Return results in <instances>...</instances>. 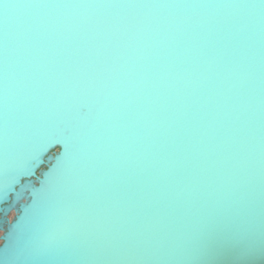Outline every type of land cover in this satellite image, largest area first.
<instances>
[{
	"label": "water",
	"instance_id": "95a60500",
	"mask_svg": "<svg viewBox=\"0 0 264 264\" xmlns=\"http://www.w3.org/2000/svg\"><path fill=\"white\" fill-rule=\"evenodd\" d=\"M0 232V264H264V0H0Z\"/></svg>",
	"mask_w": 264,
	"mask_h": 264
},
{
	"label": "flooded vegetation",
	"instance_id": "af4514ba",
	"mask_svg": "<svg viewBox=\"0 0 264 264\" xmlns=\"http://www.w3.org/2000/svg\"><path fill=\"white\" fill-rule=\"evenodd\" d=\"M15 217V213L14 212H12L11 214H10V218L11 219H13ZM3 234V232H0V236ZM2 244V241L0 240V245Z\"/></svg>",
	"mask_w": 264,
	"mask_h": 264
},
{
	"label": "trees",
	"instance_id": "16d2710c",
	"mask_svg": "<svg viewBox=\"0 0 264 264\" xmlns=\"http://www.w3.org/2000/svg\"><path fill=\"white\" fill-rule=\"evenodd\" d=\"M56 151H59V148H57Z\"/></svg>",
	"mask_w": 264,
	"mask_h": 264
},
{
	"label": "snow or ice",
	"instance_id": "6c2138e0",
	"mask_svg": "<svg viewBox=\"0 0 264 264\" xmlns=\"http://www.w3.org/2000/svg\"><path fill=\"white\" fill-rule=\"evenodd\" d=\"M61 151H63V149H61Z\"/></svg>",
	"mask_w": 264,
	"mask_h": 264
}]
</instances>
